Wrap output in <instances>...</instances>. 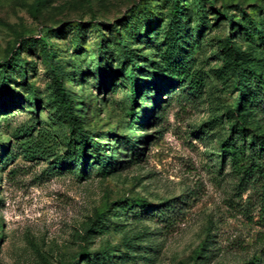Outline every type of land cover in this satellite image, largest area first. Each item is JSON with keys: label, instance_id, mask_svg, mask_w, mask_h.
Wrapping results in <instances>:
<instances>
[{"label": "rangeland", "instance_id": "rangeland-1", "mask_svg": "<svg viewBox=\"0 0 264 264\" xmlns=\"http://www.w3.org/2000/svg\"><path fill=\"white\" fill-rule=\"evenodd\" d=\"M171 2L0 0V264H264V0H179L188 78Z\"/></svg>", "mask_w": 264, "mask_h": 264}, {"label": "trees", "instance_id": "trees-1", "mask_svg": "<svg viewBox=\"0 0 264 264\" xmlns=\"http://www.w3.org/2000/svg\"><path fill=\"white\" fill-rule=\"evenodd\" d=\"M225 15L226 20L229 21V18L226 14ZM183 18H184V14L182 12V8L179 5V0H172L171 2V7H170V12L168 15V22L166 24V30L163 33V40L161 42V44L159 45L160 47L164 48L163 51V57H165L163 59V61L167 64V71H169L170 73L176 74V75H180V76H184L185 78L189 77V74L187 72V56L186 55H182L180 52V37L182 36V30L184 28L183 25ZM245 23H243L244 25ZM240 25H237V29L238 30H244L247 31L246 28H244ZM140 37V36H139ZM138 39V38H137ZM141 39V38H140ZM118 40H120V47H121V54L123 56V58L125 59L126 62H128L131 65H135L134 64V56L132 57L131 54L129 53L128 50V46L126 44V41L122 40V38H118ZM136 38L134 36H130L128 43L133 44L135 42ZM224 49H225V55L226 58L230 61L231 66H233V70L235 71L236 77L238 79V81L243 82V86L244 87H248L250 83H248V79L250 78V75L252 76L255 71L254 69L256 68H261L264 67V61L257 63V65H255L253 70H248V72H244L245 68H241V65L237 62L239 61V53L236 50V48H233L230 46L229 43H227L226 41H224ZM179 55V56H178ZM46 57L49 59H51L50 55H46ZM175 57V58H174ZM178 57V58H177ZM136 59V58H135ZM2 67V65H0V68ZM22 69V67H21ZM14 69H12L13 71ZM23 72V70H22ZM250 72V74H248ZM130 77V76H129ZM130 79H132V77H130ZM134 84L131 86V89H133ZM3 92V90L1 91ZM55 93L56 96L58 98H60L61 103L66 106V108L69 110V103L68 100H66V98L64 97L63 93L61 92L60 88L58 87V84L55 83ZM134 100V93H132V102ZM70 113V112H69ZM71 119H73V117H71ZM73 125H75V128L80 129V126L77 123H72ZM233 134L237 135L235 136L236 138L238 137H244V135L242 134V132H234L232 131ZM255 142L253 140H250L249 143V148L251 150V158L250 161L248 163V167L246 168L248 170H244V176H246L248 172L254 173V171H259L261 169L259 163H258V158H256V152L258 154H260V152H264V138H259L258 139V146L257 148L255 147ZM83 145V144H80ZM229 146V145H228ZM235 157V156H234ZM106 167V164L103 163V165L101 164V170L104 171ZM86 173V169H83L82 175H84ZM243 176V178H244ZM263 204H264V198H263Z\"/></svg>", "mask_w": 264, "mask_h": 264}]
</instances>
